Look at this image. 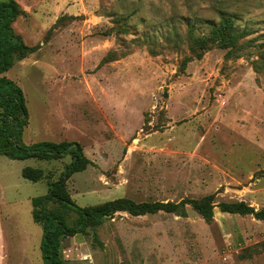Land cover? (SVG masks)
Here are the masks:
<instances>
[{
    "label": "rangeland",
    "instance_id": "374dc122",
    "mask_svg": "<svg viewBox=\"0 0 264 264\" xmlns=\"http://www.w3.org/2000/svg\"><path fill=\"white\" fill-rule=\"evenodd\" d=\"M15 1L34 48L5 73L25 97L19 139L81 146L88 164L66 182L78 206L214 198L210 222L189 205L105 217L63 237V264H264V220L218 205L264 207V0ZM222 14L228 48L206 41ZM70 160L0 154V264H45L31 199Z\"/></svg>",
    "mask_w": 264,
    "mask_h": 264
},
{
    "label": "trees",
    "instance_id": "16d2710c",
    "mask_svg": "<svg viewBox=\"0 0 264 264\" xmlns=\"http://www.w3.org/2000/svg\"><path fill=\"white\" fill-rule=\"evenodd\" d=\"M23 15L25 11L15 0L0 1V154L12 160H51L63 158L67 154L71 156L60 177L48 182L46 194L31 199L33 221L43 229L40 249L44 263L63 264L59 256L63 237L86 234L88 228L99 225L105 217L117 212H126L132 216L157 212L174 213L183 211L189 205L205 221L210 222L215 207L211 195L199 200H182L179 203H135L129 199H116L87 207H80L71 199L66 182L71 175L83 171L88 164L81 146L76 142L49 141L26 146L19 139L22 129L27 125L25 97L22 89L5 73L16 60L24 59L34 51L12 28L13 21ZM220 19V24L213 27L212 34L206 41H214L223 48H228L236 37L233 33L234 19L227 14H222ZM199 42L203 48L207 47L202 38ZM21 175L28 181L37 182L42 179L43 172L27 166L22 168ZM218 205L223 212L253 214L257 219L264 220V207L255 211L243 201L221 202ZM72 213L75 217H72Z\"/></svg>",
    "mask_w": 264,
    "mask_h": 264
}]
</instances>
